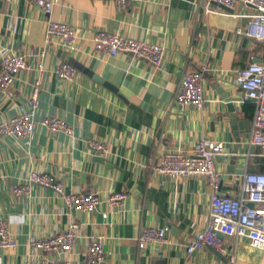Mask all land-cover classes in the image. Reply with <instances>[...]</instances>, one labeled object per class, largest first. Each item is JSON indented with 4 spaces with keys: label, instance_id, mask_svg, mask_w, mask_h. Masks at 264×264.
Instances as JSON below:
<instances>
[{
    "label": "crops",
    "instance_id": "obj_1",
    "mask_svg": "<svg viewBox=\"0 0 264 264\" xmlns=\"http://www.w3.org/2000/svg\"><path fill=\"white\" fill-rule=\"evenodd\" d=\"M206 7V0H142L123 11L114 0H55L47 15L32 0H0V57L27 54L31 64L0 92V124L19 113L40 79L36 119L58 116L72 130L51 132L38 123L29 138L0 136V218L17 240L16 247H0V264H41L50 255L36 249L33 238L72 222L82 227L76 247L53 255L72 264H89L86 245L92 236L103 238L100 264H264V251L236 236L223 237L224 251L206 246L190 254L189 241L209 220L211 188L199 176L175 179L155 170L168 151L190 153L207 136L227 147L216 163L221 194L239 196L245 172L264 173V150L246 141L255 103L243 102L233 84L236 70L264 62V28L248 17L209 14ZM223 11L245 14L252 8L239 2L234 11ZM49 19L75 28L76 51L64 50L59 38L47 41ZM100 30L160 44L164 59L156 67L103 54L94 48ZM63 61L78 70L75 80L59 77ZM208 64L203 108L178 105L183 75ZM93 141L104 143L108 153L92 148ZM32 170L58 176L68 193L96 192L104 201L95 212H77L51 188L34 186L31 196H15L14 188ZM116 192H125L126 200L108 202ZM149 225L167 226L168 242L139 249V231Z\"/></svg>",
    "mask_w": 264,
    "mask_h": 264
},
{
    "label": "built area",
    "instance_id": "obj_2",
    "mask_svg": "<svg viewBox=\"0 0 264 264\" xmlns=\"http://www.w3.org/2000/svg\"><path fill=\"white\" fill-rule=\"evenodd\" d=\"M142 0H114L117 8L129 11ZM206 11L209 14L231 15L233 17L251 18L252 24L264 28V0H206ZM47 15L53 12L55 0H32ZM242 2L252 8L245 14H230L223 10L234 11L237 4ZM214 5L220 8H214ZM225 7V8H224ZM223 8V9H222ZM77 31L66 22L52 19L47 21L46 39L59 38L61 47L70 52L78 49ZM260 34V33H259ZM259 36V35H257ZM94 48L108 56H124L132 60H145L153 66H160L165 56L164 46L132 37L115 34L107 30L97 31L94 35ZM45 52H41L44 56ZM31 68L27 54L12 53L0 57V92H6L14 80L25 70ZM40 72L45 69L44 62L37 66ZM186 72L175 96V102L180 106H194L203 108L206 103L204 93L205 71ZM59 77L66 81H73L78 70L69 61H63L57 68ZM233 84L242 91V101L252 100L255 103L253 127L246 139L249 145L264 150V62H251L246 68L236 70L233 74ZM40 79L33 85L32 92L21 105L19 113L5 119L0 124V136L29 138L33 135L37 124H43L51 132L65 131L71 133V127L58 116H44L36 119ZM92 148L103 155L108 153L104 143L93 141ZM223 141L213 140L207 136L200 138L194 145L192 152L181 149L168 151L155 166L159 174L171 176L175 179L199 176L207 181L211 188V208L206 227L196 233L189 241L188 252L191 254L203 247H211L224 251L223 237L236 236L238 240H248L251 247L264 251V173L245 172L242 180V192L239 196L223 195L220 192L222 175L217 169V158L226 153ZM34 186L51 188L57 195L62 196L68 210L77 212H95L104 201L96 192L68 193L64 181L58 176L39 170H32L25 182L14 188L17 197H29ZM108 202L119 204L127 198L125 192H116L106 197ZM105 218L108 212H103ZM81 225L72 222L66 229L45 237L33 238V246L50 255L41 264H72L68 260H57L53 255L69 253L77 245ZM169 228L153 225L143 226L138 235V248L144 249L151 245H163L168 242ZM17 240L9 229L8 222L0 218V247H16ZM104 243L101 236H92L86 245L89 264H100L104 260Z\"/></svg>",
    "mask_w": 264,
    "mask_h": 264
},
{
    "label": "water",
    "instance_id": "obj_3",
    "mask_svg": "<svg viewBox=\"0 0 264 264\" xmlns=\"http://www.w3.org/2000/svg\"><path fill=\"white\" fill-rule=\"evenodd\" d=\"M225 8V7H224ZM226 9V8H225ZM229 108H230V110L232 111V113L233 114H231L232 115V117L234 118V120H233V123H236L237 122V119H236V113H235V108H234V106H233V104L230 102L229 103ZM241 125V124H240ZM240 141V137H238L237 138V142H239Z\"/></svg>",
    "mask_w": 264,
    "mask_h": 264
}]
</instances>
